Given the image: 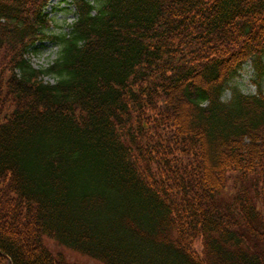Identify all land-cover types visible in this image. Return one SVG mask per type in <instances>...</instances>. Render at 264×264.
Wrapping results in <instances>:
<instances>
[{
  "label": "trees",
  "instance_id": "obj_1",
  "mask_svg": "<svg viewBox=\"0 0 264 264\" xmlns=\"http://www.w3.org/2000/svg\"><path fill=\"white\" fill-rule=\"evenodd\" d=\"M50 1L0 0V264H70L46 237L101 264H264V0H75L60 35ZM248 62L256 95L231 88Z\"/></svg>",
  "mask_w": 264,
  "mask_h": 264
},
{
  "label": "rangeland",
  "instance_id": "obj_2",
  "mask_svg": "<svg viewBox=\"0 0 264 264\" xmlns=\"http://www.w3.org/2000/svg\"><path fill=\"white\" fill-rule=\"evenodd\" d=\"M46 14L51 20V28L49 29L51 35L69 33L77 19L75 0H51ZM57 55L58 48L52 43L45 42L43 45H38L35 51L28 55V59L35 69L47 70L57 59ZM44 80L54 83V78L50 76H45ZM255 81H258L256 72L251 62H248L233 80L231 88H237L245 95H256L258 93V85ZM232 89L226 92L225 100L231 99ZM262 90L264 93V81L262 82ZM44 245L54 256L61 257L70 264H101L86 255L60 246L48 237L44 239Z\"/></svg>",
  "mask_w": 264,
  "mask_h": 264
}]
</instances>
